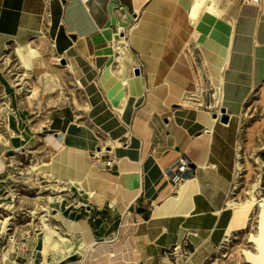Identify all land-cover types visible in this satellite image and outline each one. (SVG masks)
<instances>
[{
  "label": "crops",
  "instance_id": "0c3cea01",
  "mask_svg": "<svg viewBox=\"0 0 264 264\" xmlns=\"http://www.w3.org/2000/svg\"><path fill=\"white\" fill-rule=\"evenodd\" d=\"M153 1L0 0V55L11 45H25L45 35L55 55L74 66L85 88L95 86L117 119L110 130L100 127L91 115L88 95L90 124L69 110L53 120L54 156L64 148L84 151L86 163L102 180L92 183V194L74 189L89 204L64 213L88 222L96 244L87 255L102 248L104 254H113L114 264H203L223 244L234 214L229 193L235 167L225 155L224 135L238 115H229V122L223 123L214 117L218 113L207 96L201 105L184 102L195 92L189 49L206 67L219 54L200 41H191L181 54L174 48L156 50L162 28L154 20L158 10L149 9ZM220 22L214 32L215 47L224 41L227 25ZM116 33L125 44L119 45ZM258 44L253 42L254 47ZM151 59L159 61L157 67L153 62L150 66ZM180 155L191 161L183 182L192 180L194 187L175 211L159 214L158 205L178 196L179 184L165 169ZM108 160L114 164L106 166ZM55 175L65 181L70 178ZM69 233L78 246L81 235ZM176 246L181 254L174 253Z\"/></svg>",
  "mask_w": 264,
  "mask_h": 264
},
{
  "label": "rangeland",
  "instance_id": "374dc122",
  "mask_svg": "<svg viewBox=\"0 0 264 264\" xmlns=\"http://www.w3.org/2000/svg\"><path fill=\"white\" fill-rule=\"evenodd\" d=\"M243 3L240 0L236 5L241 6ZM19 46L11 45L0 55V135L3 138L0 143V204L14 199L13 208H5V205L0 207V219L11 217L8 230L0 233V264H12L2 259V253L11 246V235L16 237L20 245L26 241L30 243L28 249L20 248L13 264H30L32 258L37 260L38 252L34 247L37 246L36 240L42 226L40 216L46 215L47 222L56 226L52 218L56 210L72 214L78 205L86 207L89 204L73 192L75 188L69 179L57 181L47 169L39 168L55 155L56 147L52 138L57 131L53 120L62 111L76 112L82 121L90 124L86 88L73 76L67 63L63 64L61 58L55 55L45 35L34 40L39 57L27 71L28 76L21 80L25 71L16 52ZM189 51L192 55L191 67L194 69L197 64L205 73V86L195 92L202 94L204 100L207 96L209 103L214 105L217 90L209 68L195 51L191 48ZM46 71L56 76L57 90L53 91L54 84L43 77ZM34 88L39 90V94L30 104L27 96L32 94ZM245 108L248 116H235L224 135L225 155L231 159L233 167H236L237 162L243 167L239 177L234 173L229 200H245L251 196V192L258 199L264 196V83L251 96ZM214 110H217L215 106ZM90 126L95 127L93 124ZM10 187L14 189V197L10 195ZM253 221L252 229L255 228L256 215H253ZM250 229L238 232L226 247L220 246L203 264H248L239 250L245 245L252 248L246 235ZM59 230L73 240L69 231ZM75 247L74 244L71 250ZM53 258V254L48 257L50 260Z\"/></svg>",
  "mask_w": 264,
  "mask_h": 264
},
{
  "label": "bare ground",
  "instance_id": "6f19581e",
  "mask_svg": "<svg viewBox=\"0 0 264 264\" xmlns=\"http://www.w3.org/2000/svg\"><path fill=\"white\" fill-rule=\"evenodd\" d=\"M239 1L154 0L149 8L154 11L158 10L157 18H154V20L162 28V34L156 36V50L163 51L166 48L167 50L174 48L176 54H181L184 47L188 46L191 41H200L204 45H208L209 49H214L216 54H219L214 61L206 62L211 80L217 90L216 102L211 106L217 108L219 115L225 110L229 115L248 116V111L245 108L246 103L264 83V45L262 44L264 42V0L258 2L243 0V6L237 7L236 4ZM149 17L150 14L143 19V27L147 24ZM220 21H224L227 26L223 35L224 41L220 43V47H215L214 32L220 26ZM115 37L119 38V45L126 43L124 37H120L119 33H116ZM255 40L260 43L257 47L253 45ZM16 52L25 71L24 76L21 78V80H24L28 76L27 71L33 67L34 62L39 57V52L34 47V41L20 45ZM152 62L153 67H157L154 64L159 61L151 59L150 66H152ZM168 65L167 61H162L163 67ZM66 66L70 71L75 72V76L81 81V76L74 66L71 64ZM43 77L54 84L53 91L57 90L55 75L46 71ZM152 78L156 77L152 75ZM198 86L195 80L194 91L199 89ZM86 90L92 101L91 115L99 121V126L108 130L115 127L118 123L117 119L113 116L112 111L105 106L99 91L95 86H86ZM38 94L39 90L34 88L32 94L27 96L28 102L32 104ZM192 97L200 101L203 100L204 104L202 94L193 92L186 99H192ZM210 120L214 122L216 119L211 118L210 115ZM2 140L3 138L0 135V143H2ZM52 142L55 146L57 145L56 138L53 137ZM116 142H118L117 139ZM84 154L85 152L81 150L64 148L51 161L43 163L39 168L47 169L53 177L58 173L69 174V182L75 186L76 191L81 190L92 194L94 186L92 183H102V180L96 168L91 169V165L86 163L87 160ZM242 168V164L237 162L235 167L236 177L240 176L239 171ZM78 169L80 171L85 169V172H79L77 175ZM55 179L62 181L61 175H58ZM193 183L192 180L180 183L177 187L178 196H171L163 205H158L157 213L175 211V205L186 200L187 191L190 187L191 189L194 187ZM10 191L11 197H14V189L10 187ZM250 195L249 198L242 201L229 200V205L233 207L234 214L226 232L224 245L222 244L221 247H226L232 237L240 231H247L250 227L251 229L246 235L247 242L251 243L252 248L245 245L240 248L239 252L248 264H264V196L258 199L252 192ZM13 200L12 198L4 204H0V207L5 205V208H13ZM98 202L103 203L101 196L98 197ZM35 213L34 211L33 214ZM253 215H256L254 229H252L254 224ZM52 218L57 223L56 226H52L51 223L47 222L48 217L46 215L40 216L42 226L38 232L37 246L34 247L38 252L37 260L36 258H30V264L33 262L35 264H114L111 260L113 254H104L102 248L95 250L91 257L87 255L88 250L90 251L94 247L96 241L91 234L86 219H72L60 210H56L52 214ZM10 219L11 217L0 219V233L8 230L7 225ZM60 228L81 235V242L74 250H71L74 246L73 240L63 234L59 230ZM10 241L11 246L2 253V259L4 261L9 260L13 264L19 255L20 248L24 250L26 243L20 245L14 235H11ZM51 254L55 255L52 260L48 259Z\"/></svg>",
  "mask_w": 264,
  "mask_h": 264
},
{
  "label": "built area",
  "instance_id": "2783aa9c",
  "mask_svg": "<svg viewBox=\"0 0 264 264\" xmlns=\"http://www.w3.org/2000/svg\"><path fill=\"white\" fill-rule=\"evenodd\" d=\"M259 0H254L253 2H258ZM196 68L195 69V74H196V81L198 83V88L199 87H204V79H205V73L198 68V65L196 64ZM202 82V83H201ZM200 89V88H199ZM203 89V88H202ZM191 95V94H190ZM196 97V96H195ZM195 97H192V99H184V102L187 104H199L201 105L202 102L200 100H197ZM114 164L113 160H108L106 162V166H112ZM191 161L189 159V157L187 155H180L179 158L169 167H167L165 169L166 174L176 183V184H180L181 182H183L185 180V178L187 176H189L190 171H191ZM26 243L24 245V247L27 249V244L28 241L23 242V244ZM180 251V247L176 246L174 248V253L178 254L181 252Z\"/></svg>",
  "mask_w": 264,
  "mask_h": 264
},
{
  "label": "water",
  "instance_id": "95a60500",
  "mask_svg": "<svg viewBox=\"0 0 264 264\" xmlns=\"http://www.w3.org/2000/svg\"><path fill=\"white\" fill-rule=\"evenodd\" d=\"M61 60H62L63 64L66 63V61L64 59H61ZM136 73L137 74L139 73V70L138 69H136ZM214 117L215 118H217V117L220 118V121L223 122V123H228L229 122V119H230L229 114H227L225 112V110L223 111V113L220 116L218 114H215Z\"/></svg>",
  "mask_w": 264,
  "mask_h": 264
},
{
  "label": "trees",
  "instance_id": "16d2710c",
  "mask_svg": "<svg viewBox=\"0 0 264 264\" xmlns=\"http://www.w3.org/2000/svg\"><path fill=\"white\" fill-rule=\"evenodd\" d=\"M72 219H74L75 217H71Z\"/></svg>",
  "mask_w": 264,
  "mask_h": 264
}]
</instances>
